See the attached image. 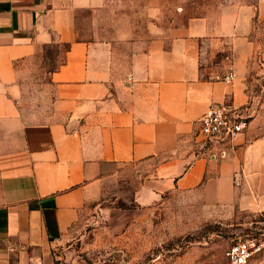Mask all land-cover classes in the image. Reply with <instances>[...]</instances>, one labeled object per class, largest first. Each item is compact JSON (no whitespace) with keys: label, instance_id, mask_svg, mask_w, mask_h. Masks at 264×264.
<instances>
[{"label":"crops","instance_id":"0c3cea01","mask_svg":"<svg viewBox=\"0 0 264 264\" xmlns=\"http://www.w3.org/2000/svg\"><path fill=\"white\" fill-rule=\"evenodd\" d=\"M117 2L0 0V264H54V247L123 169L139 207L180 193L224 212H264V0L254 13L156 28L132 51L129 29L97 24ZM82 14L87 31L77 29ZM50 45L63 47L62 60L23 110ZM220 102L251 115L226 155L208 158L193 131ZM245 264H264V253Z\"/></svg>","mask_w":264,"mask_h":264},{"label":"rangeland","instance_id":"374dc122","mask_svg":"<svg viewBox=\"0 0 264 264\" xmlns=\"http://www.w3.org/2000/svg\"><path fill=\"white\" fill-rule=\"evenodd\" d=\"M256 2L119 0L97 24L111 28L117 22L119 29H129L132 51L144 44L156 28L182 26L195 18L216 17L222 11L244 6L254 13ZM90 28L87 16H79L77 29ZM256 28L259 46L264 47V25L256 23ZM122 48L125 51V43ZM62 49L54 45L43 48L40 66L27 78L19 99L23 110L31 107L34 82L46 80L47 73L61 62ZM253 76L251 73L249 77ZM135 185L132 173L123 169L122 177L109 183L103 194L90 204L75 237L54 247V264H228L224 255L227 247L256 236L262 229L264 212L237 209L224 212L205 206L199 198L187 194H162L155 204L139 207L132 199ZM263 253L264 248L248 260Z\"/></svg>","mask_w":264,"mask_h":264},{"label":"built area","instance_id":"2783aa9c","mask_svg":"<svg viewBox=\"0 0 264 264\" xmlns=\"http://www.w3.org/2000/svg\"><path fill=\"white\" fill-rule=\"evenodd\" d=\"M231 73L223 80L228 82ZM247 109L231 106L227 102L212 103L196 120L193 132L195 148L208 158H223L235 137L248 126L251 113ZM262 229L254 237L229 245L224 252L228 264H245L255 253L264 248V219Z\"/></svg>","mask_w":264,"mask_h":264},{"label":"trees","instance_id":"16d2710c","mask_svg":"<svg viewBox=\"0 0 264 264\" xmlns=\"http://www.w3.org/2000/svg\"><path fill=\"white\" fill-rule=\"evenodd\" d=\"M53 69H54V68H53ZM53 69H52V70H53Z\"/></svg>","mask_w":264,"mask_h":264}]
</instances>
